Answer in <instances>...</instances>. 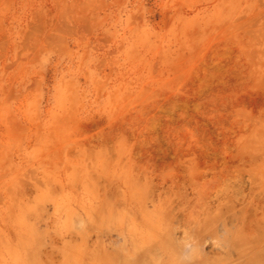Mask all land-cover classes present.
Returning <instances> with one entry per match:
<instances>
[{
	"label": "rangeland",
	"instance_id": "1",
	"mask_svg": "<svg viewBox=\"0 0 264 264\" xmlns=\"http://www.w3.org/2000/svg\"><path fill=\"white\" fill-rule=\"evenodd\" d=\"M0 264H264V0H0Z\"/></svg>",
	"mask_w": 264,
	"mask_h": 264
}]
</instances>
